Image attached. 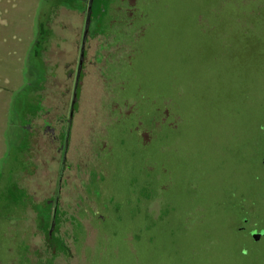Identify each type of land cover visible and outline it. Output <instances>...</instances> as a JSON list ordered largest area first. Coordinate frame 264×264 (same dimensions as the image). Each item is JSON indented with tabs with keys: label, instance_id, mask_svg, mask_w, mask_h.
<instances>
[{
	"label": "rangeland",
	"instance_id": "rangeland-1",
	"mask_svg": "<svg viewBox=\"0 0 264 264\" xmlns=\"http://www.w3.org/2000/svg\"><path fill=\"white\" fill-rule=\"evenodd\" d=\"M87 1L0 0V264H264V0Z\"/></svg>",
	"mask_w": 264,
	"mask_h": 264
},
{
	"label": "flooded vegetation",
	"instance_id": "flooded-vegetation-1",
	"mask_svg": "<svg viewBox=\"0 0 264 264\" xmlns=\"http://www.w3.org/2000/svg\"><path fill=\"white\" fill-rule=\"evenodd\" d=\"M91 1V0H90ZM87 3H89V0L87 1ZM93 3V2H92ZM92 8V7H91ZM90 17H91V10H90V12L88 13V23H87V27H86V31H85V39H84V41H85V43H86V41H88V39L90 38V35H89V30H90V24H91V21H90ZM95 34V33H94ZM94 35L92 34L91 35V38L93 37ZM87 39V40H86ZM82 58H83V56H82ZM78 74H80L79 75V81H78V85L76 84H74V89H73V91H72V95L74 94L75 95V101L73 102V105H72V108L73 109H75L76 108V106L78 105V100L80 99V97H79V95H80V93H81V91H80V86H79V84L81 83V80H82V78H83V63H82V61H81V66H80V68L79 69H77V72H76V76L78 77ZM75 76V82L74 83H76V77ZM76 86V87H75ZM72 98V97H71ZM66 99H67V97H66ZM66 101V100H65ZM71 102V101H70ZM44 103H45V101L43 100V101H41V105H44ZM77 104V105H76ZM70 105V104H69ZM67 107H68V115H69V106L65 103V110L63 111L64 112V115H65V122L67 123V121H68V117L69 116H67ZM79 108V107H78ZM55 111V110H54ZM56 112V111H55ZM52 113H53V109H52ZM75 114V113H74ZM74 114H73V116H74ZM54 114H48V115H45V116H39V118H33V124L34 125H36V123L37 122H41V121H44L45 119H49L50 117H51V121H52V119H53V116ZM54 117H56V116H54ZM75 117V116H74ZM74 117H73V119H74ZM66 135H68V136H66L67 137V140H68V137H69V139L71 140V131L70 132H67V134ZM61 138H62V136H61ZM66 143H67V141L65 142V137H64V144H60V149H61V152H62V155H63V151H64V149L65 148H67V145H66ZM69 145V148H70V143L68 144ZM69 148H67V154L69 153ZM69 149V150H68ZM60 152V153H61ZM62 155H60V156H62ZM66 162H67V160H66ZM60 163H61V157H60ZM63 176H64V174H63ZM63 176H62V178H63ZM63 188V186L61 187V189ZM54 219H55V216H54ZM41 232H42V239H46V231L44 230V228H42V230H41ZM60 258V257H59ZM58 258V259H59ZM57 259V260H58Z\"/></svg>",
	"mask_w": 264,
	"mask_h": 264
},
{
	"label": "water",
	"instance_id": "water-1",
	"mask_svg": "<svg viewBox=\"0 0 264 264\" xmlns=\"http://www.w3.org/2000/svg\"><path fill=\"white\" fill-rule=\"evenodd\" d=\"M92 2H93V0L90 1L89 12H90V10H91ZM80 66H81V63H80ZM79 75H80V74H78V77H77V84H78V81H79ZM263 164H264V158H263Z\"/></svg>",
	"mask_w": 264,
	"mask_h": 264
},
{
	"label": "trees",
	"instance_id": "trees-1",
	"mask_svg": "<svg viewBox=\"0 0 264 264\" xmlns=\"http://www.w3.org/2000/svg\"><path fill=\"white\" fill-rule=\"evenodd\" d=\"M78 85V84H77ZM79 86H80V84H79Z\"/></svg>",
	"mask_w": 264,
	"mask_h": 264
}]
</instances>
